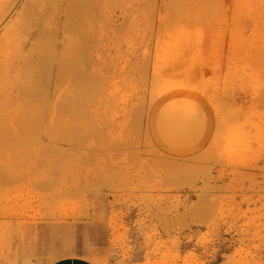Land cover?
Returning <instances> with one entry per match:
<instances>
[{"label":"rangeland","instance_id":"rangeland-1","mask_svg":"<svg viewBox=\"0 0 264 264\" xmlns=\"http://www.w3.org/2000/svg\"><path fill=\"white\" fill-rule=\"evenodd\" d=\"M10 1L0 264H264V0H112L94 51L60 24L30 57Z\"/></svg>","mask_w":264,"mask_h":264},{"label":"bare ground","instance_id":"bare-ground-1","mask_svg":"<svg viewBox=\"0 0 264 264\" xmlns=\"http://www.w3.org/2000/svg\"><path fill=\"white\" fill-rule=\"evenodd\" d=\"M9 1V0H8ZM15 0H11L10 2H12ZM17 1V0H16ZM99 3H98V2ZM3 2V1H1ZM12 2L14 5L15 3ZM101 2V4H100ZM7 4V3H6ZM2 5V4H1ZM4 5V4H3ZM12 5H10V10L12 11V8L13 7ZM2 8V6H1ZM8 9V5L6 7ZM111 8H112V0H25V2L23 3V5L21 4V7L18 8V10L20 11H16L15 13V16H13L11 18V20L8 21L6 27L4 28L5 31H8L9 30V27L11 25H17L15 23L19 22L17 21L18 19L20 20H27L29 22V24L27 23H24V21H22L24 23H21L23 25L22 29L25 28L24 26L27 24V28H33L32 30L35 29V37L33 38V42H30L32 43L30 46L28 45V55L30 57V53H34L35 50H37V45L38 44H42V41L47 38L48 39V35L52 34L55 32V30L57 31V28L54 27V25L58 26V25H62V29L63 30L61 33L62 35V39H63V43H64V50H69L68 52L71 53L73 52L74 50V46H72L74 43L76 44V46L78 45L79 49L82 48L81 44H84L83 46H90L91 49H93L94 51V48H96V46H98L100 43L104 42L105 40L108 39L109 37V33H110V22H111V19H112V15H111ZM3 10H5V6L3 8ZM10 11V12H11ZM6 12V11H5ZM5 14V13H4ZM9 14V13H7ZM3 15V14H2ZM6 15H3V18L5 17ZM8 17V16H6ZM2 19V18H1ZM4 20V19H3ZM20 20V21H21ZM101 21L102 23V29L101 30H97L95 29V21ZM1 21V20H0ZM3 22V21H2ZM18 23V25L20 24ZM31 23V25H30ZM41 24V25H40ZM17 25V26H18ZM29 25V27H28ZM60 25V26H61ZM12 28H14V26H11ZM26 28V29H27ZM60 28V27H59ZM11 29V28H10ZM23 30V32H25V30ZM12 30V29H11ZM10 30V31H11ZM14 30V29H13ZM20 30V29H19ZM29 30V29H28ZM9 31V32H10ZM21 31V30H20ZM31 31V30H30ZM58 31H60V29H58ZM0 32H3L0 31ZM29 32V31H28ZM27 32V33H28ZM32 32V31H31ZM4 33V32H3ZM12 33V32H11ZM57 33V32H55ZM21 34H22V31H21ZM26 34V33H24ZM23 35V34H22ZM29 35V34H28ZM59 34L57 33V36ZM26 36V35H25ZM31 36V35H29ZM52 36V35H51ZM55 37V35H53ZM3 37V35L1 36ZM13 37V36H12ZM23 37V36H22ZM53 37V38H54ZM24 38V37H23ZM29 38V37H28ZM61 38V37H60ZM4 39V37L2 38ZM51 39V38H50ZM49 39V40H50ZM59 38H57L56 40H58ZM24 40V39H23ZM22 40V41H23ZM46 40V39H45ZM44 40V42H45ZM55 40V38H54ZM61 40V39H59ZM2 41V40H1ZM28 41V40H27ZM26 41V42H27ZM32 41V40H31ZM53 41V40H52ZM3 42V41H2ZM13 42V41H12ZM29 42V41H28ZM48 42V41H46ZM54 42V41H53ZM99 42V43H98ZM24 42H22L21 44H23ZM50 43V42H49ZM62 43V44H63ZM1 44V42H0ZM3 44V43H2ZM27 44V43H26ZM51 44H55V43H51ZM61 44V45H62ZM86 44V45H85ZM11 45V44H10ZM16 45V44H15ZM45 46V44H43ZM47 45V44H46ZM50 45V44H48ZM72 49H71V47ZM24 46V44L22 45V47ZM42 46V45H41ZM2 47V46H1ZM9 47V46H8ZM21 47V48H22ZM51 48V45L49 46ZM55 47V46H54ZM53 47V48H54ZM10 48V47H9ZM20 48V49H21ZM40 48V47H39ZM47 48V47H46ZM45 48V49H46ZM57 48V47H56ZM72 50L70 52V49ZM84 48V47H83ZM89 47H87L88 49ZM89 48V49H90ZM42 48L38 49V50H41ZM78 49V50H79ZM86 49V47L84 48ZM83 49V50H84ZM86 49V50H87ZM16 50V49H15ZM14 50V51H15ZM23 50V49H22ZM37 50V51H38ZM48 50V49H47ZM46 50V51H47ZM61 50V48H60ZM26 51V50H25ZM25 51H21L19 52V54L22 55H18L20 56L19 57V60L18 61L16 58L15 60H11V61H8V65H6V69L7 70H19L23 65V63L26 61V59L28 58V55L25 53ZM80 51V50H79ZM78 51V53H80ZM11 52V50H10ZM57 52V51H56ZM61 52V51H60ZM84 52H87V51H84ZM90 52V50L88 51ZM92 52V51H91ZM46 53V52H45ZM81 53H83L81 51ZM80 53V54H81ZM94 53V52H93ZM42 54V52L40 53ZM62 54V53H61ZM72 54V53H71ZM70 54V55H71ZM74 54V53H73ZM76 54V53H75ZM72 55V56H75ZM89 56L91 55V53H88ZM38 54L36 53V55H32V56H37ZM56 55V54H55ZM68 55V56H70ZM17 56V57H18ZM59 56V55H58ZM66 56V57H68ZM57 57V56H56ZM65 57V56H64ZM76 57V56H75ZM73 57V58H75ZM77 57H79V54L77 55ZM13 58V57H12ZM43 58V57H42ZM61 57H59L60 59ZM63 58V57H62ZM72 58V59H73ZM9 59V58H8ZM30 59V58H29ZM28 59V60H29ZM32 59V57H31ZM41 59V58H40ZM54 59V58H53ZM66 59V58H65ZM71 59V58H70ZM71 59V60H72ZM90 59V57H89ZM93 59V58H91ZM7 60V59H6ZM17 60V61H16ZM36 60V59H35ZM56 60V59H55ZM54 60V61H55ZM62 60V59H61ZM59 60V61H61ZM74 60V59H73ZM72 60V61H73ZM34 61V60H33ZM32 61V62H33ZM57 61V60H56ZM67 61V60H66ZM89 61V60H88ZM91 61V60H90ZM89 61V62H90ZM97 61V60H95ZM1 62V60H0ZM64 62V61H63ZM71 62V61H69ZM76 62V61H74ZM5 63V61H4ZM27 63V62H26ZM44 63V62H43ZM88 63V62H87ZM90 63H94V62H90ZM51 64V63H50ZM55 64V63H54ZM59 64V62L57 63ZM64 64V63H63ZM78 64V63H77ZM29 63H28V69L30 68L29 67ZM70 65V64H69ZM83 66V64H81ZM80 65V66H81ZM88 65V64H87ZM94 65V64H93ZM4 66V65H3ZM56 66V65H55ZM65 66V64H64ZM89 67H90V64H89ZM89 67L87 71H89ZM94 67V66H93ZM2 68V67H1ZM4 68V67H3ZM2 68V69H3ZM25 68V67H24ZM56 68V71H60V69L57 70V67ZM58 68H60V66H58ZM65 68V67H64ZM63 68V69H64ZM92 68V67H91ZM22 69V68H21ZM20 69V70H21ZM49 69H50V65H49ZM48 69V70H49ZM54 69V68H53ZM63 69L61 71H63ZM95 72V67L92 68ZM91 69V70H92ZM102 69V68H101ZM83 70H84V67H83ZM92 70V72H93ZM4 71V70H3ZM22 71V70H21ZM47 70H45V73H46ZM49 71L51 72H48V73H53V70L50 69ZM2 72V71H1ZM30 72V71H29ZM74 72V70L72 71V73ZM85 72V71H84ZM4 73V72H3ZM44 73V74H45ZM55 73V72H54ZM47 74V73H46ZM57 74V73H56ZM60 74V72H59ZM62 75V74H61ZM74 75V74H73ZM51 76V75H50ZM55 76V75H54ZM58 76V75H57ZM56 76V77H57ZM52 77V76H51ZM55 77V78H56ZM63 77V76H62ZM60 77V79L62 78ZM79 77V75H78ZM49 78V77H48ZM59 77H57V80H58ZM77 78V77H76ZM52 79V78H51ZM63 79V78H62ZM62 79H61V82H62ZM72 79V78H71ZM56 80V79H55ZM70 80V79H69ZM53 81V80H52ZM51 81V82H52ZM72 81V80H71ZM83 81V80H82ZM80 81V82H82ZM57 82V84H59L58 81H54V83ZM60 82V83H61ZM69 82V81H68ZM74 82V81H73ZM56 84V83H55ZM56 84V85H57ZM63 84V83H61ZM70 84V83H69ZM77 84V83H76ZM82 84V83H80ZM73 85V84H72ZM59 86V85H58ZM57 92V91H56ZM63 96L64 94L61 93ZM53 97V96H52ZM56 97V96H55ZM63 98L62 96L60 97V99ZM54 100V99H53ZM59 104V103H58ZM227 139V138H226Z\"/></svg>","mask_w":264,"mask_h":264},{"label":"crops","instance_id":"crops-1","mask_svg":"<svg viewBox=\"0 0 264 264\" xmlns=\"http://www.w3.org/2000/svg\"><path fill=\"white\" fill-rule=\"evenodd\" d=\"M50 264H96L90 258L84 256H65L61 257Z\"/></svg>","mask_w":264,"mask_h":264}]
</instances>
